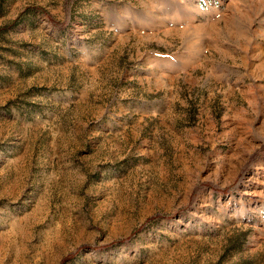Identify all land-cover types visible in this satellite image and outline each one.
<instances>
[{
	"label": "rangeland",
	"instance_id": "1",
	"mask_svg": "<svg viewBox=\"0 0 264 264\" xmlns=\"http://www.w3.org/2000/svg\"><path fill=\"white\" fill-rule=\"evenodd\" d=\"M0 264H264V0H0Z\"/></svg>",
	"mask_w": 264,
	"mask_h": 264
}]
</instances>
